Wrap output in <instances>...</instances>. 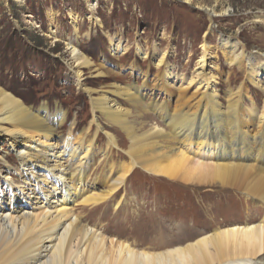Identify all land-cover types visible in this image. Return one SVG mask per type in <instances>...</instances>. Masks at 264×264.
<instances>
[{"label": "bare ground", "instance_id": "obj_1", "mask_svg": "<svg viewBox=\"0 0 264 264\" xmlns=\"http://www.w3.org/2000/svg\"><path fill=\"white\" fill-rule=\"evenodd\" d=\"M222 46L229 54L228 65L246 76L245 82L222 94L212 84L217 74L208 68L213 52L204 40L186 86L175 87L166 72L150 80L147 93L148 77L139 86L115 84L100 93L86 88L81 76L87 70L94 77H105L104 68L94 65L69 40V67L76 70L77 85L91 101L90 125L72 151L67 139L48 149L37 139L51 140L66 120L64 113L49 120L45 108L42 115L33 113L0 89V135L8 137L10 147L21 146L17 157L25 185L15 186L6 176L1 183L9 192L2 190L1 197L6 198H0V264H264V217L256 223L224 222L180 240H162L159 232L158 240L145 246L110 239L102 226L90 225L83 218L87 207L112 203L117 193L124 195L126 178L138 162L161 182L170 180L174 186L179 181L195 182L218 189L217 193H241L264 209V103L255 115L256 104L248 97L247 86L262 91L264 101V85L257 72L262 68L256 65L258 61L245 57L238 43L224 41ZM162 65L163 56L156 68ZM156 85L163 87V93L153 97ZM175 92L177 97L170 105ZM121 102H128L134 111ZM148 113L164 126L141 121L151 119ZM112 127L130 140L127 162H121L120 154H112L118 146L106 131ZM89 128L94 133L80 154L79 143L86 140ZM101 131H105L107 146L98 157L93 143ZM23 138L31 141L22 144ZM91 158H97V164L89 172ZM94 173L102 176L103 191L96 192ZM123 200L116 201L114 210L122 207Z\"/></svg>", "mask_w": 264, "mask_h": 264}, {"label": "rangeland", "instance_id": "obj_2", "mask_svg": "<svg viewBox=\"0 0 264 264\" xmlns=\"http://www.w3.org/2000/svg\"><path fill=\"white\" fill-rule=\"evenodd\" d=\"M69 40L94 65L104 68L105 77H94L87 70L81 76L86 88L100 93L115 84L139 86L148 77L147 93L150 80L166 72L172 76L175 87L186 86L185 81L190 79L201 56L199 46L203 40L213 52L208 68L217 74L212 84L220 94L246 81L244 73L228 65L224 41L238 43L244 48L245 57L258 61L256 65L262 69L257 72L264 85V0H0V89L33 113L42 115L45 108L49 120H55L58 112L65 114L63 126L51 140L37 137L45 149L53 144L58 147L64 139L70 141H67L70 148L76 147L78 136L91 121V101L77 85L76 70L68 64ZM162 56L163 65L156 68ZM247 86L248 97L256 104V115L264 103L263 92L251 84ZM162 88L156 85L152 96H161ZM176 97L177 92L172 95L170 105ZM121 103L134 111L128 102ZM148 115L151 119H139L164 126L162 120ZM52 123L50 126H54ZM89 129L92 130L86 140L79 143L80 154L94 133L93 128ZM106 131L118 141L112 154H120L121 162H127L130 140L116 127ZM104 132H98L93 143L98 157L106 151ZM7 138L0 135L1 199L6 198L1 197L2 190L9 192V188L1 185L5 176L13 185L25 186L17 157L21 146L10 147ZM22 141L27 144L31 140ZM90 160L89 172H92L97 158ZM138 164L126 178L123 196L117 193L112 203L83 211L84 221L102 226L110 239L145 246L158 240L159 232L162 240H180L224 222L256 223L264 217V209L244 194L217 193L218 189L195 182L179 181L174 186L170 180L159 181ZM94 174V185L99 190L96 192L103 191L102 176ZM30 182H35L33 176ZM121 197L122 207L114 210ZM40 212L34 210L36 214Z\"/></svg>", "mask_w": 264, "mask_h": 264}]
</instances>
